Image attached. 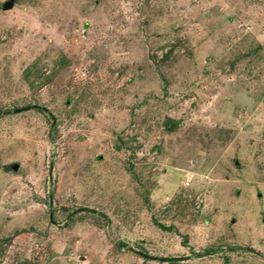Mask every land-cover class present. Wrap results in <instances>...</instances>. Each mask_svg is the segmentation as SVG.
<instances>
[{"label": "rangeland", "instance_id": "obj_1", "mask_svg": "<svg viewBox=\"0 0 264 264\" xmlns=\"http://www.w3.org/2000/svg\"><path fill=\"white\" fill-rule=\"evenodd\" d=\"M7 1L0 264H264V0Z\"/></svg>", "mask_w": 264, "mask_h": 264}, {"label": "water", "instance_id": "obj_2", "mask_svg": "<svg viewBox=\"0 0 264 264\" xmlns=\"http://www.w3.org/2000/svg\"><path fill=\"white\" fill-rule=\"evenodd\" d=\"M11 3H12V0H9V1L3 3V4H2V8H3V9H7V8H9V7L11 6Z\"/></svg>", "mask_w": 264, "mask_h": 264}, {"label": "trees", "instance_id": "obj_3", "mask_svg": "<svg viewBox=\"0 0 264 264\" xmlns=\"http://www.w3.org/2000/svg\"><path fill=\"white\" fill-rule=\"evenodd\" d=\"M251 54V53H250ZM161 228H165L163 225H160V224H158ZM171 260H174V259H171ZM225 262L227 263V259L225 260Z\"/></svg>", "mask_w": 264, "mask_h": 264}]
</instances>
